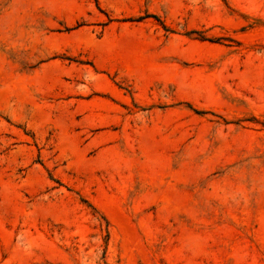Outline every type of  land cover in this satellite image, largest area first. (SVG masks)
<instances>
[{
  "label": "rangeland",
  "instance_id": "obj_1",
  "mask_svg": "<svg viewBox=\"0 0 264 264\" xmlns=\"http://www.w3.org/2000/svg\"><path fill=\"white\" fill-rule=\"evenodd\" d=\"M0 264H264V0H0Z\"/></svg>",
  "mask_w": 264,
  "mask_h": 264
}]
</instances>
